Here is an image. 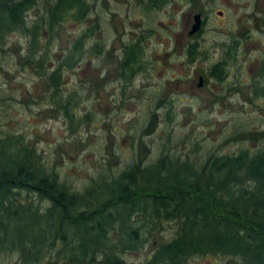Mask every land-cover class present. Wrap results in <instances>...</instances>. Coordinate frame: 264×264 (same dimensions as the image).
Wrapping results in <instances>:
<instances>
[{
  "label": "rangeland",
  "instance_id": "1",
  "mask_svg": "<svg viewBox=\"0 0 264 264\" xmlns=\"http://www.w3.org/2000/svg\"><path fill=\"white\" fill-rule=\"evenodd\" d=\"M44 1L25 13L27 25L46 14ZM84 1L90 9L81 20L68 16L50 34L43 32L49 37V61L40 70L24 61L27 35H5L0 44V138L7 135L34 149L76 191L99 172L117 174L137 159L150 163L163 148L197 162L214 152L246 148L252 154L264 148V92L256 95L251 87L264 85V0H167L153 8L144 0ZM197 10L205 21L191 39L186 31ZM89 27L92 34L84 40L82 57L60 73V96L72 101L70 121L51 107L42 72L50 71L73 37ZM95 42L99 53L90 52ZM134 42L140 46L141 69L123 81L116 60L124 44ZM189 42L197 44L193 60L186 58ZM221 59L225 64L218 80L209 66ZM31 201L38 200L33 196ZM38 202L44 209L46 203ZM175 224L164 222L134 250L114 248L119 259L141 263L155 243L172 238ZM0 264L23 263L8 249L0 251ZM35 264L68 263L51 252ZM183 264L240 263L207 254L188 256Z\"/></svg>",
  "mask_w": 264,
  "mask_h": 264
},
{
  "label": "trees",
  "instance_id": "2",
  "mask_svg": "<svg viewBox=\"0 0 264 264\" xmlns=\"http://www.w3.org/2000/svg\"><path fill=\"white\" fill-rule=\"evenodd\" d=\"M36 1L0 0V44L9 32L23 31L28 37L24 61L40 70L49 61V37L43 32L50 34L68 16L81 20L90 6L84 0H45L46 14L27 25L25 13L38 7ZM144 1L153 8L167 0ZM91 30L75 35L52 69L42 72L51 107L70 121L72 101L60 96V73L80 60ZM196 46L187 43L186 58L194 59ZM139 48L134 42L121 49L116 62L123 81L141 69ZM89 49L101 50L96 42ZM224 64L221 59L210 65L209 74L220 80ZM260 65L264 70V58ZM251 87L256 95L264 92V85ZM58 177L34 149L7 135L0 138V251H15L23 264H35L51 252L68 264H183L188 256L207 254L264 264V148L252 154L246 148L234 154L214 152L202 162L163 148L150 163L137 159L117 174L99 172L79 191ZM33 196L46 203L44 209L38 201L33 204ZM167 221L176 222L172 238L155 243L144 261L119 259L114 248L141 247Z\"/></svg>",
  "mask_w": 264,
  "mask_h": 264
},
{
  "label": "water",
  "instance_id": "3",
  "mask_svg": "<svg viewBox=\"0 0 264 264\" xmlns=\"http://www.w3.org/2000/svg\"><path fill=\"white\" fill-rule=\"evenodd\" d=\"M220 13L219 10H217V14ZM200 12L199 11H196L194 14H192V23L191 25H189L188 27V30H187V33L188 34H193L195 33L200 27H199V24H201V18L199 16ZM198 79V82H197V86L200 85L201 83V79H200V76L197 77Z\"/></svg>",
  "mask_w": 264,
  "mask_h": 264
},
{
  "label": "flooded vegetation",
  "instance_id": "4",
  "mask_svg": "<svg viewBox=\"0 0 264 264\" xmlns=\"http://www.w3.org/2000/svg\"><path fill=\"white\" fill-rule=\"evenodd\" d=\"M197 11L200 12L199 16H200V18H201V24H199V27L202 28V24H203L204 21H205V16L203 15L204 13H203L202 10H197ZM219 11H220V13H221V10H219ZM193 14H194V13H193ZM218 14H219V13H218ZM190 17L192 18V16H190ZM190 25H191V24H190ZM188 26H189V25H188ZM187 30H188V29H187ZM198 30H199V29H198ZM198 30H197V31H198ZM197 31H196V32H197ZM196 32L190 35V34H188L187 31H186L187 36L190 37L191 39H192V37H194V35H196ZM198 76H200V75H198Z\"/></svg>",
  "mask_w": 264,
  "mask_h": 264
}]
</instances>
